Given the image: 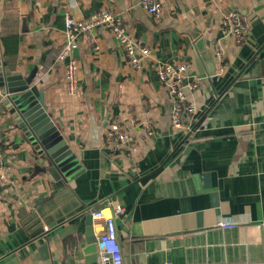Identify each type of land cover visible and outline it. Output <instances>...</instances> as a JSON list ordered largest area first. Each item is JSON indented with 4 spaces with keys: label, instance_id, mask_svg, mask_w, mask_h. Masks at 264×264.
Returning a JSON list of instances; mask_svg holds the SVG:
<instances>
[{
    "label": "crops",
    "instance_id": "obj_1",
    "mask_svg": "<svg viewBox=\"0 0 264 264\" xmlns=\"http://www.w3.org/2000/svg\"><path fill=\"white\" fill-rule=\"evenodd\" d=\"M161 3L155 22L141 0H0L2 62L24 75L37 66L32 89L37 97L42 92L75 158L63 185L36 174L37 155L13 127L0 86V146L10 165L0 184V264H85L82 210L92 205L87 211L114 216L122 264H264V0ZM230 9L248 26L240 44L222 31ZM98 10L118 14L149 55L132 69L114 35L98 26L79 36L77 91L69 93L56 59L64 15ZM11 36L18 38L16 53L5 50ZM157 62L186 63L198 79L186 89L197 106L187 128L171 125ZM92 116L97 126L108 122L98 143L89 135ZM113 125L129 130L136 152L102 148ZM218 218L236 226L223 229ZM92 223L97 237L102 224Z\"/></svg>",
    "mask_w": 264,
    "mask_h": 264
},
{
    "label": "built area",
    "instance_id": "obj_2",
    "mask_svg": "<svg viewBox=\"0 0 264 264\" xmlns=\"http://www.w3.org/2000/svg\"><path fill=\"white\" fill-rule=\"evenodd\" d=\"M151 18L159 22L162 17L161 0H141ZM98 26L106 27L117 39L123 49L129 66L134 70L142 67V62L149 55V48L141 38H133L127 31L121 17L110 10H98L88 16L75 18L68 12L64 15V40L57 55V61L64 67L65 88L69 93L77 91L78 62L73 56V50L77 46L79 36H91ZM223 33L230 34L236 44H240L247 36L248 26L245 17L236 10L230 9L223 13L221 20ZM216 59L222 63L223 52L220 48L215 50ZM186 63L171 64L157 62L155 72L161 83L167 88L170 98V122L176 129L187 128L196 114L197 106L186 98V89H195L199 82L197 78H190L187 73ZM0 89V95H2ZM150 134V123L145 124ZM102 148L109 151L126 150L134 153L137 151L133 136L128 129L119 128L115 125L105 129L102 137ZM10 165L3 156L0 146V184L5 182ZM116 211H121L117 209ZM92 220H100L103 230L97 236L96 241V264H122L121 245L118 240L114 216L104 214L101 210H92ZM216 225L223 228H233L236 223L218 218ZM47 229V226H44ZM163 264H171L165 262Z\"/></svg>",
    "mask_w": 264,
    "mask_h": 264
},
{
    "label": "water",
    "instance_id": "obj_3",
    "mask_svg": "<svg viewBox=\"0 0 264 264\" xmlns=\"http://www.w3.org/2000/svg\"><path fill=\"white\" fill-rule=\"evenodd\" d=\"M73 53H76V48L73 50ZM36 74L37 66H34L27 75L20 72H11L9 67L3 64L0 53V86L4 88L6 95L2 103L7 115L13 122V127L19 132L22 141L32 146L37 155L34 172L36 174L46 173L59 184L63 185L75 168V158L71 145L63 137L58 126L47 113L42 92H38L37 97L32 89L31 83H33ZM202 120L203 116L193 124L190 131L186 133L176 148ZM107 124L108 122L106 121L101 127L105 128ZM101 127L96 125L94 116H92L89 135L94 143L100 141ZM173 152L163 160L159 167L165 164ZM111 197L110 195L107 199L110 200ZM101 206L103 207L104 204L102 203ZM92 207L93 205L89 206L86 210H82L85 225L83 232L85 240V246L83 247L85 264H93L97 261V237L92 223V211H87Z\"/></svg>",
    "mask_w": 264,
    "mask_h": 264
},
{
    "label": "trees",
    "instance_id": "obj_4",
    "mask_svg": "<svg viewBox=\"0 0 264 264\" xmlns=\"http://www.w3.org/2000/svg\"><path fill=\"white\" fill-rule=\"evenodd\" d=\"M4 44H5V50L7 51V53H16L17 51V42H18V38L15 37V36H11V39L10 40H7L6 38L4 39ZM200 124V123H199ZM198 124V125H199ZM197 125V126H198ZM196 126V127H197ZM195 127V128H196ZM194 128V129H195ZM183 143V142H182Z\"/></svg>",
    "mask_w": 264,
    "mask_h": 264
},
{
    "label": "rangeland",
    "instance_id": "obj_5",
    "mask_svg": "<svg viewBox=\"0 0 264 264\" xmlns=\"http://www.w3.org/2000/svg\"><path fill=\"white\" fill-rule=\"evenodd\" d=\"M192 125H193V124H192ZM191 127H192V126H191ZM191 127H190V128H191ZM193 130H194V129H193ZM193 130H192V131H193ZM189 131H190V129H189ZM192 131H191V132H192ZM191 132H190V133H191ZM187 137H188V136H187Z\"/></svg>",
    "mask_w": 264,
    "mask_h": 264
}]
</instances>
